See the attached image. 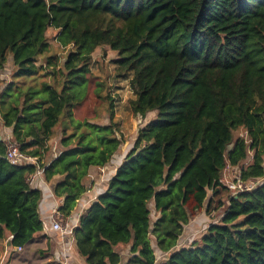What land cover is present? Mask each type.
Segmentation results:
<instances>
[{
  "label": "trees",
  "instance_id": "obj_1",
  "mask_svg": "<svg viewBox=\"0 0 264 264\" xmlns=\"http://www.w3.org/2000/svg\"><path fill=\"white\" fill-rule=\"evenodd\" d=\"M104 47L118 55L115 77L129 79L133 115L158 116L80 216L78 254L86 264H264V0H0V122L37 158L11 164L0 139V239L24 248L43 232L44 194L29 182L38 168L66 220L92 172L119 154L114 99L92 72ZM91 94L109 102V124L75 119ZM229 166L261 183L233 193ZM205 209L214 221L179 248Z\"/></svg>",
  "mask_w": 264,
  "mask_h": 264
},
{
  "label": "crops",
  "instance_id": "obj_2",
  "mask_svg": "<svg viewBox=\"0 0 264 264\" xmlns=\"http://www.w3.org/2000/svg\"><path fill=\"white\" fill-rule=\"evenodd\" d=\"M8 78V76H5ZM141 117V116H140ZM147 124V123H146ZM60 135V134H59ZM59 135H56L50 141L52 147V152L47 156V160L58 154V141ZM12 139L11 129H7L0 122V139L5 140L7 138ZM57 139V140H56ZM122 161H120V164ZM119 164V165H120ZM110 164H108L109 166ZM118 165V166H119ZM106 166L102 169L104 172L108 168ZM117 166V167H118ZM117 167L107 176V179L102 182V178L93 177V174L98 170H94L91 174L89 181H94L93 186L89 191L80 199L75 212L71 217L63 220L65 225V235L61 236L59 232L53 229V223L51 219V214L54 209L59 205V201L55 198L53 194V183H47L43 175L37 177L31 184L35 188H39L43 191L44 197L40 204L39 210L41 218L44 222V230L35 236V238L22 250L18 248L13 249L11 247L12 236L6 235L4 239H0V264H63L67 261L69 264H86L85 259L82 258L76 249L75 239L73 237L74 230L78 227L80 216L85 212L90 205L97 199V197L103 192H98L99 189L103 190L107 182L112 178L116 172ZM200 215H198L194 220H196ZM186 227V235L182 237L179 248L189 247L194 238H197L200 233L206 231L208 226L214 221L210 217H207L209 223L205 224L202 228L196 227L195 230L192 229L193 222ZM217 221V220H216ZM193 231V232H192ZM122 256L126 259L130 254V248L127 246H121L118 248ZM20 253H24L23 258H18ZM165 257L159 256L158 260H164ZM163 259V260H162Z\"/></svg>",
  "mask_w": 264,
  "mask_h": 264
},
{
  "label": "rangeland",
  "instance_id": "obj_3",
  "mask_svg": "<svg viewBox=\"0 0 264 264\" xmlns=\"http://www.w3.org/2000/svg\"><path fill=\"white\" fill-rule=\"evenodd\" d=\"M57 34L56 31L50 29L47 32V36L52 39ZM53 52H56L60 54L62 57L64 56V53L61 49H59L57 46H53ZM118 57L117 53L110 50L108 47L99 48L97 51L93 54V63H92V72L93 75L96 78H101L106 83V87L103 90V93H108L110 96L114 99V121L116 122L118 126V135L121 136L124 140V144L121 147V150L119 154L113 159V161L110 163L107 169L102 171H96L93 174V177L95 178H102V182L107 179V176L110 175V173L115 169V166L122 161V159L127 155L129 150L134 144V141L136 139L137 133L139 129L144 126L146 123H148L150 120L157 118L158 113L152 112L147 115L146 118H142L140 116H135L131 112L130 108V101L135 99V95L130 87L129 79H117L115 77V64L114 60ZM12 62V56L9 55L8 63ZM10 77V76H9ZM97 89L96 83L93 84L92 90ZM109 102L105 99H97L93 94L90 95L88 101L86 104L79 109L75 110V119L78 120H85L88 119L92 122L99 123L102 125L109 124L110 118H109ZM59 129H57V135H59ZM234 137H244L247 138V134L244 130H239L234 133ZM57 140V139H56ZM232 149V146L229 147V150ZM252 156L250 155L247 159L246 165L251 162ZM239 169L238 168H232L227 167L223 174V181L225 184H232L236 178V176H239ZM92 184H94V181H90ZM102 190L99 189L98 192H101ZM234 193V192H233ZM200 216L194 220L192 229L195 230V228L200 227L202 228L205 224L209 223L207 220V217L212 218V216L208 215L206 212V209L201 211ZM213 215V214H212ZM218 214L216 215L217 221L219 220ZM218 218V219H217ZM213 219V218H212ZM193 232V231H192ZM187 233L185 232V235ZM201 234V233H200ZM199 234V235H200ZM198 235V236H199ZM25 256L24 253H20L18 258H23Z\"/></svg>",
  "mask_w": 264,
  "mask_h": 264
},
{
  "label": "built area",
  "instance_id": "obj_4",
  "mask_svg": "<svg viewBox=\"0 0 264 264\" xmlns=\"http://www.w3.org/2000/svg\"><path fill=\"white\" fill-rule=\"evenodd\" d=\"M6 146H7V153H6V159L13 165L16 166H22L26 164H36L37 158L28 156L20 151V148L17 144H15L11 138H7L5 140ZM42 176V170L38 168L36 174H34L30 179V184L34 182V180ZM261 183V180L254 179L250 180L249 182L245 183L241 181L240 175L234 180L232 184H227L230 188L234 190V193L243 192V191H252L254 190L257 185ZM61 206V202L59 201V205L56 209L53 210L51 214V219L53 223V229L60 233L61 236L65 235V225H64V219L61 216L59 212V207ZM18 250H22V248H18ZM63 264H69L67 261H64Z\"/></svg>",
  "mask_w": 264,
  "mask_h": 264
}]
</instances>
